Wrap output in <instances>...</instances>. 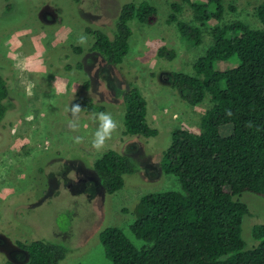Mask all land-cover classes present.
I'll list each match as a JSON object with an SVG mask.
<instances>
[{"label": "rangeland", "instance_id": "obj_1", "mask_svg": "<svg viewBox=\"0 0 264 264\" xmlns=\"http://www.w3.org/2000/svg\"><path fill=\"white\" fill-rule=\"evenodd\" d=\"M128 1L0 0V74L10 90V109L0 128V264L27 261V251L17 242L37 239L67 246L60 264H113L98 235L107 226L121 228L139 248L148 244L131 231L134 207L148 192L182 191L177 177L162 169L163 152L173 129L200 132L201 117L211 106L210 96L197 105L181 100L169 74H195L194 61L212 42L216 24L239 19L252 28L263 27L255 15L261 0H224L221 19L205 23L195 19V9L187 0H149L158 9L157 21L146 25L132 19L130 51L121 64H110L90 50L94 37L87 28L112 35L119 11ZM173 2L181 6L176 12L179 20L201 28L200 44L183 37L177 23L169 21ZM80 35L88 37L87 44L76 42ZM163 46L175 49L177 56L160 57ZM229 64L217 62L216 67ZM131 85L145 96L147 118L159 130L157 136L124 134V94ZM79 96L105 105L104 112L118 123L101 152L91 147L98 127L96 113L81 112L77 131L68 126L72 116L66 109ZM75 136L83 141L74 143ZM108 149L127 154L138 169L127 174L124 187L113 194H107L93 168ZM237 198L249 209L242 235L247 248H252L258 244L253 227L264 223V198L249 191Z\"/></svg>", "mask_w": 264, "mask_h": 264}, {"label": "trees", "instance_id": "obj_2", "mask_svg": "<svg viewBox=\"0 0 264 264\" xmlns=\"http://www.w3.org/2000/svg\"><path fill=\"white\" fill-rule=\"evenodd\" d=\"M187 1L195 9V19L202 23L222 17L224 0ZM171 8L169 21L177 23L183 37L200 44L201 28L177 18L178 3H171ZM255 15L262 28H252L239 19L216 24L212 42L194 61L195 74H169L181 100L197 105L210 96L211 106L201 117L200 132L173 129L171 143L163 152L162 169L177 177L182 191L148 192L134 207L131 231L148 244L137 247L117 226L99 231L113 264H264V223L253 227L258 244L247 248L242 223L249 209L237 198L245 191L264 198V0L255 7ZM134 18L151 25L157 21L158 9L149 0L125 2L112 35L87 28L94 37L90 50L99 52L110 64H121L131 48L129 22ZM158 55L174 59L177 51L163 46ZM222 61L230 64L216 67ZM9 93V83L0 74V128L10 109ZM75 103L88 114L106 109L90 96H79L72 105ZM124 103L125 135H158L159 130L147 118L148 103L139 87L131 85L126 90ZM93 168L107 194L122 189L125 176L138 170L127 154L115 149L97 158ZM17 243L29 257L20 264H60L69 251L60 242L44 239Z\"/></svg>", "mask_w": 264, "mask_h": 264}, {"label": "clouds", "instance_id": "obj_3", "mask_svg": "<svg viewBox=\"0 0 264 264\" xmlns=\"http://www.w3.org/2000/svg\"><path fill=\"white\" fill-rule=\"evenodd\" d=\"M76 42L79 45H85L88 42V37L80 35L77 37ZM66 111H70L72 116V119L68 121L69 128L72 131H77L80 127V113L82 111V106L79 103H75L70 109H66ZM94 118L98 120V127L92 135L91 147L97 152H101L105 148L106 142L111 139L112 134L117 131L118 123L111 113L99 112L94 114ZM82 141L83 137L81 136H75L73 138L74 143H81Z\"/></svg>", "mask_w": 264, "mask_h": 264}]
</instances>
